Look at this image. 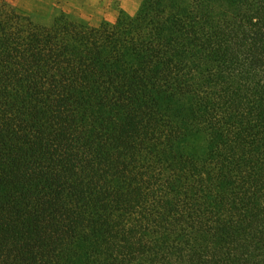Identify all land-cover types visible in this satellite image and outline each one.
I'll list each match as a JSON object with an SVG mask.
<instances>
[{
  "label": "trees",
  "instance_id": "trees-1",
  "mask_svg": "<svg viewBox=\"0 0 264 264\" xmlns=\"http://www.w3.org/2000/svg\"><path fill=\"white\" fill-rule=\"evenodd\" d=\"M40 20L0 2V264H264V0Z\"/></svg>",
  "mask_w": 264,
  "mask_h": 264
},
{
  "label": "rangeland",
  "instance_id": "rangeland-1",
  "mask_svg": "<svg viewBox=\"0 0 264 264\" xmlns=\"http://www.w3.org/2000/svg\"><path fill=\"white\" fill-rule=\"evenodd\" d=\"M2 0H0L1 2ZM21 14H35L40 22H51L55 14L65 12L90 25L113 23L119 11L135 15L143 0H7Z\"/></svg>",
  "mask_w": 264,
  "mask_h": 264
}]
</instances>
